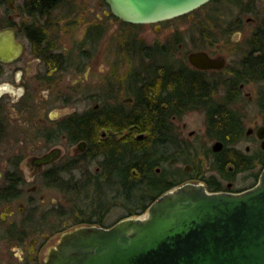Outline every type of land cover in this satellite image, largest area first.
Masks as SVG:
<instances>
[{
	"label": "rangeland",
	"instance_id": "1",
	"mask_svg": "<svg viewBox=\"0 0 264 264\" xmlns=\"http://www.w3.org/2000/svg\"><path fill=\"white\" fill-rule=\"evenodd\" d=\"M25 1L14 0V11L10 10L8 0H0V28L8 23L9 15L15 19V15L24 7ZM107 11L105 7H100L98 0H66L52 15L54 23L60 20V32H56L53 28L50 32L52 38L56 40L58 51L71 60L70 66L66 65L69 69H63L57 79L50 84V88L45 86L50 89V93L45 89L43 93L30 95V101L21 102L23 90H18L14 85L10 87L9 92L0 94V102L3 104L4 115L10 127V132L0 150V186L5 184L6 175L3 173L9 169V164L16 160L12 159L13 156L18 151H29L32 146L39 144L31 138L32 132L30 135L23 132L25 117L30 108L37 110L36 120L41 117L43 109L48 114L52 112L51 115H55L54 112L58 110L61 113L69 110L71 113L82 114L99 102L93 100L94 98L100 100L102 96L106 97L103 91L107 88L112 91L107 95L111 102V99L118 95L122 100L126 97L128 76L135 73L137 79L143 77L141 70L149 64L145 57V54L150 52L149 49L158 54V56L153 55L158 65L165 63L173 68L179 65L187 66V57L190 53L206 51L214 56L226 57L229 71L238 69L249 48L247 42L250 37L258 27L264 26V0H212L189 15L163 22L158 30L152 25L130 27L116 20L110 24L105 13ZM21 21L17 19V22ZM93 25L100 26L98 36L86 40L87 30ZM135 38L138 41H135ZM180 44L183 45L182 48L179 47ZM179 50H182V54H178ZM162 51L170 55H163L162 58ZM84 57H92L93 63L91 67L87 64V67L79 69L80 64L88 62ZM224 77L220 76V79H225ZM11 79L8 75L0 77V86L8 84L4 82L12 83ZM262 83L256 81L246 83V91H251L256 97L259 90L264 89ZM242 101L241 103L239 100L236 106V109L244 113V135L241 138L243 141L238 148L247 154L255 155V151L259 148L256 135L246 138L245 133L251 128L262 126V114L254 103ZM30 123L32 124V121ZM176 126L180 129L181 137L192 145L193 151L187 153L191 162H177L166 167L172 171L183 170L186 163H189L188 165L192 166L189 173H202L205 178L214 175L211 148L215 139L207 134L204 115L200 112H188L178 119ZM60 141L64 158L61 165H64L67 160L77 156L78 149L77 144L69 143L63 138ZM41 143H43L40 145L42 153L51 150L54 146L45 141ZM248 147L249 153L246 152ZM98 167L101 169L99 157H87L77 168L58 177L57 183H61L60 187H55V184L47 187L39 178L32 180L29 171L26 170L23 175L22 197L14 203V213L8 222H0L2 262L19 263L16 260L19 246L9 239L16 235L14 236L12 232L7 235L5 232L11 224L19 223L26 218L29 223V229L26 228L28 239L33 235L41 237L43 233L52 234L54 230H62L65 221L71 229L81 225H96L92 223L77 225L76 220L82 219L87 222L92 220L89 216L98 199L92 198L95 192L92 183L95 178L92 180L89 178L95 177ZM263 168L254 162L251 170L237 177L236 189L249 188L253 185L255 176L260 175ZM35 187L38 190L37 194H33ZM109 190L104 188V195L99 194L105 200L103 206L105 214L97 226L103 228H109L122 219L130 217L128 209L134 206L137 208L136 203H138H127L124 199L111 195ZM31 199L33 203H30ZM22 209L24 214L20 215L19 211ZM62 212H66V215L62 216ZM0 213L6 217V213L2 212L1 208Z\"/></svg>",
	"mask_w": 264,
	"mask_h": 264
},
{
	"label": "water",
	"instance_id": "2",
	"mask_svg": "<svg viewBox=\"0 0 264 264\" xmlns=\"http://www.w3.org/2000/svg\"><path fill=\"white\" fill-rule=\"evenodd\" d=\"M102 1L126 24L152 25L189 15L212 0ZM23 51L14 30L0 31L1 62L16 61ZM188 60L203 70H221L226 63L205 51L192 52ZM258 136L264 138V127ZM221 148V142L214 146L215 151ZM61 152L53 149L35 163L50 164ZM45 264H264V170L242 192H209L204 183L187 182L159 196L144 215L109 228L70 229Z\"/></svg>",
	"mask_w": 264,
	"mask_h": 264
},
{
	"label": "trees",
	"instance_id": "3",
	"mask_svg": "<svg viewBox=\"0 0 264 264\" xmlns=\"http://www.w3.org/2000/svg\"><path fill=\"white\" fill-rule=\"evenodd\" d=\"M65 1L26 0L23 9L30 14L47 15L58 9ZM247 45L249 48L242 60L241 68L244 75L246 73L251 77L234 80V85L233 81L228 84L229 80H222L225 85L221 83L216 88L223 90L227 87L233 88L231 92L221 97L216 107L212 108L207 101L209 89L214 88L211 83L187 66L179 65L173 68L165 63L158 65L153 56L158 54L149 49L150 52L145 54L149 64L141 70L143 77L135 80L137 91L135 90L134 109L126 108L123 112H92L88 115H79L69 124H64L61 130L70 135V143L85 140L89 144L87 155L80 160L85 161L89 156L99 157L101 166L100 172L89 178L90 180L95 178L92 185L96 193L92 194V198L98 199L89 216L92 220L87 222L77 219V225L100 224L105 214L103 210L105 200L99 194L104 195V188L110 189L111 195L120 197L127 203L138 202L137 208L134 206L128 209V215L133 216L144 213L159 196L172 188L191 179L197 180L199 177V180H205L202 173L185 174L183 170L172 171L166 167L177 162H191L187 153L193 151L192 145L181 137L180 129L173 119L181 118L190 110L203 108L207 113L206 131L210 138L223 140L227 144L241 140L244 134V113L236 109L240 99L237 89L242 82L264 81V26L258 27ZM165 54L167 53L162 51V55ZM260 114H264V96ZM103 128L107 131L110 129L115 132L127 131L128 134L121 139L112 135L102 139ZM217 162L220 171L233 175L240 166L247 165L249 159L223 152L218 156ZM228 164L234 166L233 172L226 170ZM78 165L72 166L71 170ZM212 166L218 167L215 163ZM8 178L12 180H6L5 184H10L12 195L16 196L20 193L18 191L20 177L11 175ZM48 178L51 185L59 184L58 176ZM65 215L66 213L62 214Z\"/></svg>",
	"mask_w": 264,
	"mask_h": 264
},
{
	"label": "flooded vegetation",
	"instance_id": "4",
	"mask_svg": "<svg viewBox=\"0 0 264 264\" xmlns=\"http://www.w3.org/2000/svg\"><path fill=\"white\" fill-rule=\"evenodd\" d=\"M8 2L11 8L10 10L15 11L14 3L11 4L10 0H8ZM98 2L101 8L105 7L108 10L105 13H106L107 19H109L110 21V24L113 23V20H116L120 24L127 25L130 27L139 26V25L126 24L120 21L119 19H117L115 16L112 15L108 5L104 1L98 0ZM53 12L47 15L30 14L29 12H27V10H24L23 8H21L19 12L15 15V19L13 18L12 15H9L8 23L4 27L0 28V31L6 30V29L14 30L16 40L21 42L24 46V51L22 55L16 61L8 62V63H4L0 61V77H4L8 75V77L12 78L11 79L12 83L4 82L8 84H4L0 86V94L9 92L10 87L14 85V87H17L18 90H23L21 102L30 101V95H34L35 93H39V92L43 93L45 89H48L46 87H49L50 84H52V82L57 79V77L61 74V71L63 69H69V68H66V65L70 66L71 60L69 59L68 56L67 58L66 56L62 55L58 51V48H56V45H55L56 40L55 38H52V35L50 32V29L52 30V28L55 29L56 32H60V28H61L59 19H58V23L53 22L52 20ZM17 19H21L22 21L17 22ZM161 24H163V22L158 23V24H152V26H155L156 29L158 30L160 29ZM99 27H96L95 25L90 27L87 30L88 33L86 34V38H88L89 40V38L91 39V37H97ZM134 40L138 41V39L136 38ZM128 42L129 40H127V43ZM182 46H183L182 44L179 45L180 48H182ZM195 52H198V51H195ZM207 53L212 58H217L221 56V55L214 56L209 52ZM178 54H182V50H179ZM167 55H170V54H167ZM189 55L187 57V61H188L187 67L195 70L203 79L207 80V82L211 83L212 87H214V88L209 89V94H208L209 98L207 100L208 104L212 108L213 106L216 107L219 104V102L221 101V97L228 94V92L232 91L233 87H230V89H228L227 87V88H224V90L221 88H216L218 85L222 83V80L223 81L229 80L228 84L231 83V81H233V85H234V82H235L234 80L241 79L242 77L243 78L251 77L250 75H247L246 73L244 75V73L242 72L243 70V68H241L242 62H241V67L239 66L238 69L234 68L233 70L229 71L226 57L221 56V57H224L226 61L223 69L203 70V69H198L190 64L188 60ZM161 57L164 58L163 55ZM84 58L88 60V62L86 64H80L79 69H82L83 67L84 68L87 67V64H88V67L89 65L91 67V63H93L92 57L91 58L84 57ZM7 68H10V69L6 70ZM130 75H132V77ZM130 75L128 76V79L126 81L127 89L125 93L126 95L125 98L120 100L119 95H118V96H115V98L111 99L112 100L111 102L109 100L110 98L107 96L110 93L109 91H111V89L107 88L106 90L103 91L106 97L103 98L102 96L100 100L94 98L93 100H97L99 102H97L93 106V108L88 109L82 114H78L77 112L71 113V111L69 110L61 113L60 110L57 109L59 112L55 111L54 112L55 115H51L52 112L48 114L46 113L47 111L43 109L41 111L42 112L41 117L39 118V120H36L37 110L35 108L29 109V113L27 114V117H25L26 118L25 124H24L25 129L23 130V132H25L28 135H30L31 134L30 132H32L33 134L31 135L33 137L31 138H34L35 139L34 141H38L39 144L36 146H32L29 151H26V150L18 151L16 155L13 156L12 158L14 160L16 159L14 162H11L9 164V161H7L10 166H9V169H7L5 173H3V175H6L5 181L12 180L11 178H8V176H11V175L19 176L20 178L18 179L21 182L19 184L18 191L20 193L18 192L19 194H17L16 196H13L11 189H10L11 187L10 184L9 185L4 184L0 186V192H3L0 194V208L2 212L6 213V217H4V215L0 213L1 223L8 222V219L14 213V203L22 197L21 196L22 195V184L24 180L23 175L24 173H26V170L29 171L28 174L32 178V180H36L37 178H39V180L43 181L45 186L49 187L51 186V184L49 183L51 181L48 178L49 176L59 177L61 175L68 174L69 171L71 170V167L76 164H80L82 162L80 160L81 157L87 155V152L89 149V144L87 141L82 140L77 143H73V144H77V149H78V152L76 153L77 156L72 157L71 159L67 160L66 163H64V165H61V162L64 161V158L62 157L63 148L59 144L61 142L60 140L63 138L64 140L70 143L69 139L71 138L67 132H62L61 130L65 123L69 124L70 122L75 120L73 118H76L79 115L81 116L88 115V114H91L92 112H100V111H103L106 113L109 111L123 112L126 108L128 109L135 108V105H136L135 92L137 91L135 80L137 77L135 73H131ZM220 76H225L224 77L225 79H222V78L220 79ZM254 81L256 80L249 81L248 84ZM256 82L264 83V81H256ZM109 84L112 85L111 83ZM222 84L225 85V83H222ZM246 86H247L246 82H242L239 84V87L237 89L238 92L240 93L239 100L241 101V103L243 102L242 100H245V102H248L249 104L254 103L257 106V108H259L260 110L261 102L264 96L263 95L264 89L263 88L260 89L258 95L255 97L253 96L251 91H246ZM48 91H49L48 93L51 92L50 89H48ZM230 99H232V94H230ZM186 109L188 108H185V110ZM189 112L202 113L206 120V129H207L208 119H207L206 110L204 111L203 108H200V109L190 110ZM60 114L62 116L59 117ZM261 116L263 120L262 126H259L256 129L251 128L249 129V130H252L250 133H249V130L245 133L246 138L252 137L253 134L256 135L257 142H259V148L257 149V151H255L254 153L255 155L247 154L238 148L240 143H242L243 139L239 140L238 142L232 143V144H227L223 140L215 139V143L211 148V153H212L211 155L213 158V163L217 164L218 167L213 168L214 175H212L209 178H205V180L203 181L199 180L200 177L197 180H190V181L204 183L209 192L237 193V192H242L249 188H252L257 183L261 174L255 176V179H256L255 183H253V185H251L249 188H242L238 190L235 187V181L239 175L245 174L246 172L251 170L254 162L264 167V148L262 147L264 138L261 139L258 136L259 128L264 127V114H262ZM173 120L175 122L178 121L176 117ZM30 121H32V124L30 123ZM9 132H10V127H9V124L7 123L6 116L4 115L3 104H1L0 102V150ZM127 134H128L127 131L115 132V131H112L111 129L107 131L104 128L101 131L102 139H106L111 135L114 136V138L121 139ZM41 141H45L46 143H49L50 145L52 146L54 145V146L51 150L46 151L45 153H42L40 145H42L43 143H41ZM217 142L222 143V148L219 151L214 150V146ZM56 148H59L62 151L61 156L58 159L51 162L50 164H45L42 166H38L35 163V159L43 157L44 155H46L47 153L51 152L53 149H56ZM223 152H227L229 154L231 153L234 155L236 154V155L245 157L249 159V163L247 165L244 164L243 166H240L239 170H237L233 175H227L219 170V165L217 162L218 156ZM246 152L248 153L250 152L249 147L246 148ZM188 164L189 163H186V167L183 168V171L185 174H190L189 171H191V168H192V166ZM97 170H98L97 172L99 173L100 167H98ZM226 170L228 172H233L234 166L232 164H228L226 167ZM60 186H61V183L55 185V187H60ZM37 192L38 190L35 187L33 194H37ZM2 198H4L5 200H2ZM29 201L30 203H33V199ZM19 213L20 215H23L24 209L20 210ZM63 213H66V212H62V214ZM27 220L28 218L21 220L19 223L17 222V223L11 224L9 226V229H7V231L5 230L6 231L5 234L8 235V233L12 232L14 236L16 235L14 238H9V239L13 244H15L16 246H19L18 254L16 256V260L17 262H19L18 264L20 263L21 264H45L48 253L50 252L51 249H53L56 246L60 236L63 233L70 230L71 228L67 226L68 223L65 221L63 223L64 228L62 230H54L52 234L43 233L41 237L38 235H33L29 237L28 239V237H26L28 235L27 229H29L28 228L29 223ZM44 241H46V243H44ZM1 254H0V264H5L2 262L3 254L2 255Z\"/></svg>",
	"mask_w": 264,
	"mask_h": 264
}]
</instances>
